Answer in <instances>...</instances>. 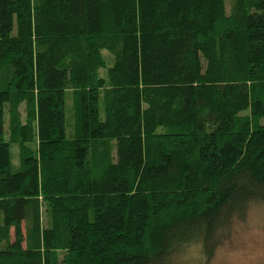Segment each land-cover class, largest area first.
<instances>
[{
  "label": "trees",
  "instance_id": "1",
  "mask_svg": "<svg viewBox=\"0 0 264 264\" xmlns=\"http://www.w3.org/2000/svg\"><path fill=\"white\" fill-rule=\"evenodd\" d=\"M258 203L264 0H0V264L210 259Z\"/></svg>",
  "mask_w": 264,
  "mask_h": 264
},
{
  "label": "rangeland",
  "instance_id": "2",
  "mask_svg": "<svg viewBox=\"0 0 264 264\" xmlns=\"http://www.w3.org/2000/svg\"><path fill=\"white\" fill-rule=\"evenodd\" d=\"M10 164L12 171L19 169L15 145L10 146ZM180 256V264H264V204H252L243 219L233 222L228 237L210 259L203 257L198 246L186 248Z\"/></svg>",
  "mask_w": 264,
  "mask_h": 264
}]
</instances>
